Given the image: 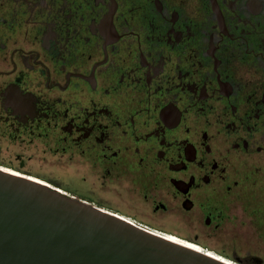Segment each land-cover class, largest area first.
Returning <instances> with one entry per match:
<instances>
[{"label": "flooded vegetation", "instance_id": "obj_1", "mask_svg": "<svg viewBox=\"0 0 264 264\" xmlns=\"http://www.w3.org/2000/svg\"><path fill=\"white\" fill-rule=\"evenodd\" d=\"M0 140L264 245V0H0Z\"/></svg>", "mask_w": 264, "mask_h": 264}, {"label": "water", "instance_id": "obj_2", "mask_svg": "<svg viewBox=\"0 0 264 264\" xmlns=\"http://www.w3.org/2000/svg\"><path fill=\"white\" fill-rule=\"evenodd\" d=\"M0 264H242L0 165Z\"/></svg>", "mask_w": 264, "mask_h": 264}, {"label": "rangeland", "instance_id": "obj_3", "mask_svg": "<svg viewBox=\"0 0 264 264\" xmlns=\"http://www.w3.org/2000/svg\"><path fill=\"white\" fill-rule=\"evenodd\" d=\"M0 165L42 179L69 193L79 194L81 198L101 207L117 209L121 211V214L133 218L134 221L145 224L150 229L171 235L169 237H177L182 240L181 242L195 241L197 242L195 247H203L228 259L238 257L242 264H264V245L257 244L245 232L239 230L225 232L219 235L220 238L214 239L187 224L179 212L153 215L143 211L142 208H139L138 211L121 208L116 191L110 189L107 183L98 179H88L82 170L77 171L75 164L60 156L56 157L41 148L21 147L6 140H0ZM254 252L260 254L262 262L256 263L247 258L248 254Z\"/></svg>", "mask_w": 264, "mask_h": 264}, {"label": "bare ground", "instance_id": "obj_4", "mask_svg": "<svg viewBox=\"0 0 264 264\" xmlns=\"http://www.w3.org/2000/svg\"><path fill=\"white\" fill-rule=\"evenodd\" d=\"M11 169V168H10ZM12 170H14V169H12ZM16 171V170H15ZM17 172H19V171H17ZM40 180H42V179H40ZM122 215H124V214H122ZM125 217H126V215H124ZM128 218H131V217H129V216H127ZM131 219H133V218H131ZM134 220V219H133ZM140 224V223H139ZM141 225H143L144 227H146V228H148L145 224H141ZM150 229V228H149ZM152 229V228H151ZM152 230H155V229H152ZM156 231H158V230H156ZM159 233H161V234H163V235H165V236H167V237H169V236H171V235H168V234H166V233H164V232H162V231H158ZM174 237V236H173ZM170 238H172V237H170ZM172 239H175V240H179V241H182L181 239H178L177 237H175V238H172ZM195 243L196 242H189V243H186V244H191V245H193L194 247L196 246L195 245ZM197 248H199V249H201V248H203V247H197ZM208 250V249H207ZM228 259V258H227ZM230 260H233V259H230Z\"/></svg>", "mask_w": 264, "mask_h": 264}]
</instances>
